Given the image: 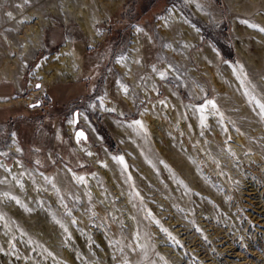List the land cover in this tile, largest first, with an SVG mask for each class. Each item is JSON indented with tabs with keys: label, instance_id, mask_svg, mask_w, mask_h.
<instances>
[{
	"label": "rangeland",
	"instance_id": "374dc122",
	"mask_svg": "<svg viewBox=\"0 0 264 264\" xmlns=\"http://www.w3.org/2000/svg\"><path fill=\"white\" fill-rule=\"evenodd\" d=\"M113 1L0 0V264H264V0Z\"/></svg>",
	"mask_w": 264,
	"mask_h": 264
},
{
	"label": "bare ground",
	"instance_id": "6f19581e",
	"mask_svg": "<svg viewBox=\"0 0 264 264\" xmlns=\"http://www.w3.org/2000/svg\"><path fill=\"white\" fill-rule=\"evenodd\" d=\"M103 1L104 0H99V1L97 0L98 5H100L101 3H104ZM118 1L119 0H115L113 2H107V3H109L108 5H110L111 8H114L117 5ZM80 3L81 2H78V5H77L75 11L73 10L74 13H75L74 16L76 17L77 21L79 22L80 28L82 29V31L85 34L89 35L91 37V40H93V41L98 40L100 35L95 33V31L93 30L91 22H90V19H89V15L87 14V9L85 10L83 6H80L79 5ZM197 13L202 15V16L205 15V13L200 11V9H197ZM36 17H37V15H36ZM27 19H28V17H27ZM175 19H176V17H175ZM35 22L38 23L37 20ZM160 26H161L162 31L168 33L169 36L172 35V33L174 32L175 28L177 27L178 30H179V36L180 37L190 38V39H192V41H195L194 39H195L196 36L194 35V32H193L194 28L188 21H185L183 19L182 20H177L176 24H171V22H168V23L161 22ZM11 40L12 39H10L9 37L4 36L5 45H4V48L2 50L4 52V58L0 62V78L4 77V78L10 79V80L13 78L14 62H13L12 58H13V55L15 53V50L17 49L16 46L13 45V41H11ZM188 44L189 43H187L186 45H188ZM27 45L28 44H24V48H26ZM67 45H68V43L66 42V43H64V45L61 46V48L59 49L58 52H54V53H52L50 55L44 56V57L39 59L38 63L35 65V68L33 70V76L32 77H33L34 80L37 79L41 83H45V82L51 83V82H57L58 80L69 81V80L74 79V77L76 75V72H75V70L72 69V67H70V63H69L70 61H69V56L68 55L71 52L70 53L68 52V46ZM8 46L10 48H8ZM117 65L119 66L120 69H123L121 64H117ZM37 91H39V90H37ZM147 94H149L148 91L145 93V95H147ZM7 99H11V97L0 98V104H5ZM69 125H70V128L72 129V123L71 122H69ZM115 126L118 127V125H116V124H115ZM15 167H16V163L10 168L13 169ZM17 171H18V169H17Z\"/></svg>",
	"mask_w": 264,
	"mask_h": 264
},
{
	"label": "snow or ice",
	"instance_id": "6c2138e0",
	"mask_svg": "<svg viewBox=\"0 0 264 264\" xmlns=\"http://www.w3.org/2000/svg\"><path fill=\"white\" fill-rule=\"evenodd\" d=\"M9 15H11V14H9ZM252 27H255V26L253 25ZM261 31H264V29H261ZM241 71H242V69H241ZM209 103L212 105L213 108L216 107L215 104H214L213 102L209 101ZM257 103H258V107H259L260 110H261L262 118H264V104H260L259 102H257ZM202 120H203V118H202ZM136 123H137V124H140L139 121H137ZM141 127H143V125H141ZM78 135H81V136H82L83 134L80 133V134H78ZM119 161H120V163H123V158H119ZM81 179H82V178H81Z\"/></svg>",
	"mask_w": 264,
	"mask_h": 264
},
{
	"label": "water",
	"instance_id": "95a60500",
	"mask_svg": "<svg viewBox=\"0 0 264 264\" xmlns=\"http://www.w3.org/2000/svg\"><path fill=\"white\" fill-rule=\"evenodd\" d=\"M39 86V85H38Z\"/></svg>",
	"mask_w": 264,
	"mask_h": 264
}]
</instances>
